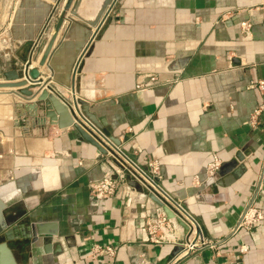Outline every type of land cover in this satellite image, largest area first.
<instances>
[{"label":"crops","instance_id":"1","mask_svg":"<svg viewBox=\"0 0 264 264\" xmlns=\"http://www.w3.org/2000/svg\"><path fill=\"white\" fill-rule=\"evenodd\" d=\"M107 1L73 0L48 67H38V46L53 34L65 0L59 7L58 0H0V71L28 62L42 81L32 91L49 86L71 104L74 62ZM262 81L264 0H122L80 61L75 97L200 228L202 245L177 260L179 241L147 239L146 224L161 210L143 187L126 178L95 198L88 184L108 170L109 157L52 123L47 115L57 122L59 114L38 101L40 92L24 100L15 88L0 90L8 92L0 94L2 216L12 222L6 243L19 264H264ZM214 160L220 172L209 181L203 170ZM249 205L262 220L237 227ZM33 224L48 226L52 240L33 239ZM173 234L185 236L179 227Z\"/></svg>","mask_w":264,"mask_h":264},{"label":"water","instance_id":"2","mask_svg":"<svg viewBox=\"0 0 264 264\" xmlns=\"http://www.w3.org/2000/svg\"><path fill=\"white\" fill-rule=\"evenodd\" d=\"M79 0H76V3ZM122 0H108L107 4L103 7V10L99 13L97 19L90 21V25L94 26V30L92 31L91 35L87 39L85 45L83 46L82 50L78 54L73 68L71 72V79H70V91H71V104L64 103L61 101L50 89L48 86L45 87V85L41 86L38 93L40 92V95L38 97L39 102H44V106H47L50 109H53L54 111L59 114V120L57 122L54 121L52 116H49V120L52 121V123L56 124L59 129H66V128H72L78 136L83 139L84 141L88 142L92 146H94L98 151L101 153H105L104 145L102 142H97V139L94 138L88 130L85 128L83 122H91L94 125H96L98 128H100V125L96 122V120L93 118V116L88 112L87 107L83 101L80 99H77L75 97V75L77 72V68L80 64L81 59L84 55L88 53V50L90 48L91 43L93 42L94 38L96 37L99 29L101 28L102 24L105 22L108 14L111 12L112 8L116 3H120ZM73 0H65L61 12L59 14L57 23L54 28V32L51 35V37L46 42H41L38 46L39 49H41V56L37 61L38 67H48L46 60L48 55H50L51 47L57 37V34L64 22V16L66 11L70 8L71 3ZM74 14V12H71ZM42 47V48H41ZM38 49V50H39ZM0 77L2 80L0 81V90L2 89H16V91H12L11 93L17 95L18 97L29 100L34 98L38 93H35L32 91L33 88H36L38 84L42 83L40 80V71L37 67H30V64L26 62L22 68L19 69H8L5 71H0ZM19 80V81H15ZM30 84L28 87L22 88V86H27V84ZM40 86V85H39ZM8 93V92H6ZM5 92H1L0 94H6ZM34 105H26L25 108L30 110ZM28 113V112H27ZM112 146L114 148L117 147V144L114 139L111 138ZM236 159H241L240 156H236ZM230 165V164H229ZM223 167V166H222ZM221 167V169H222ZM219 170L216 172L218 173ZM239 170L237 172H233V175L237 176L239 175ZM220 172V171H219ZM10 174V173H9ZM216 174V173H215ZM212 177H215L213 175ZM9 179L12 178V175L10 174ZM7 179L0 181L1 183H4ZM129 182H132L131 185L136 187L140 186L138 183H136L133 180L127 179ZM211 178L209 179V181ZM148 198L155 203L157 207L160 208L161 212L165 215L166 219L174 221L178 226H180L183 230L184 234H188L191 232L192 228L189 227L183 220H181L179 217L175 216L172 210L161 200V198L154 192H147ZM8 207L6 205L5 198L0 197V264H19L18 258L16 257V253H14L10 248L7 246L6 241L13 238L11 236L12 234V222L6 221L4 217L2 216V212ZM4 213V212H3ZM48 226L40 225V224H33L29 226L28 233L33 239L35 240L39 236H48L44 237V241L52 240V234L53 232H48L47 228ZM194 230H195V239L199 238L201 236L200 234V228L196 222H194ZM23 237V236H22ZM46 238V239H45ZM180 251V247H176L171 254L172 257H174L178 252ZM167 259H162L157 264H166Z\"/></svg>","mask_w":264,"mask_h":264},{"label":"built area","instance_id":"3","mask_svg":"<svg viewBox=\"0 0 264 264\" xmlns=\"http://www.w3.org/2000/svg\"><path fill=\"white\" fill-rule=\"evenodd\" d=\"M241 27L246 32L249 24L246 22L241 23ZM150 80H154L151 76ZM145 84L137 85L138 88H144ZM260 88L264 87V82H260ZM85 128L88 132L97 139V142H102L104 145L105 154L109 157V167L108 170L103 174V176L95 181L88 184L90 193L97 199H103L109 196L114 188L120 184L124 183L125 179L135 181L141 187H143L147 192L156 193L161 200L172 210L175 216L183 220L189 227L192 228L191 232L185 234L181 239L178 234H173L176 227H179L174 221L166 219L165 215L161 212V215L157 218L151 220L146 224L147 239L151 243L161 244L164 242H169L172 244H177L179 241L180 251L174 256V260L180 259L186 256L188 253L194 251L198 246H201L198 238L195 239L194 230V218L186 212L183 206L168 194H166L146 173L140 170L134 163H132L119 149L112 146L111 140L93 123L83 122ZM219 167V161L214 160L207 164L203 170L204 179L211 178ZM155 169V168H154ZM152 171H155V170ZM264 182V168L261 174L260 183ZM262 220V214L259 209L249 205L242 213L237 227L250 228L252 226L258 225ZM246 248L242 247V251ZM104 251L113 254L111 248H105Z\"/></svg>","mask_w":264,"mask_h":264},{"label":"rangeland","instance_id":"4","mask_svg":"<svg viewBox=\"0 0 264 264\" xmlns=\"http://www.w3.org/2000/svg\"><path fill=\"white\" fill-rule=\"evenodd\" d=\"M64 2V0H58V3H57V5H58V7L60 6V5H62V3ZM4 171V170H3ZM3 173V172H2Z\"/></svg>","mask_w":264,"mask_h":264}]
</instances>
